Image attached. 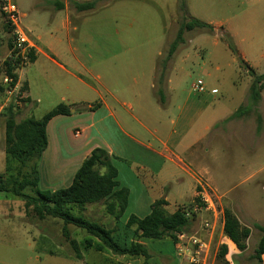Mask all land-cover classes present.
Listing matches in <instances>:
<instances>
[{"label":"rangeland","instance_id":"obj_1","mask_svg":"<svg viewBox=\"0 0 264 264\" xmlns=\"http://www.w3.org/2000/svg\"><path fill=\"white\" fill-rule=\"evenodd\" d=\"M14 1L19 11L27 15L22 21L26 30L35 35H42L47 43L60 45L66 53L71 44L73 49L71 54L74 53V59L78 60L85 70L90 71L84 73L81 67L79 69L81 76L85 75L89 82L92 77L106 82L112 73L114 63L133 61L141 52L144 53V59L148 60L152 52L146 50H159L164 54L163 58L168 53L169 45L176 39L183 16L178 9V0H105L99 2L96 9L87 12L73 10L75 7L68 0L72 10L67 28L65 25L67 12L64 9H54L57 8L55 2L58 0ZM185 2L187 8L185 16L188 19H197L222 27L215 29L214 34L201 30L185 33L184 44L175 54L169 71L170 74L172 67L176 66L174 77L177 80L182 79L179 89L181 98H178V104H183L186 98L201 103L200 101L206 97L205 101L214 105L216 109L222 101L230 100L231 95L237 92H242L243 96H246L243 109H246L247 113L242 118L224 122V118L233 113V108L236 106L238 108V105L228 103L219 107L226 116L210 131L202 157L206 159L203 166L209 172L207 178L218 190L210 191L220 198L216 200L217 207L222 211L224 208H230L243 222L247 220V224L252 228L249 251L237 259L230 257V263L264 264L252 258L261 233L253 227L252 220L244 219L243 214L246 206L248 210L252 209L264 216V83L261 91L263 98L257 103L253 102L249 97V87L253 77L241 69L237 57L229 50L225 41V34H228L246 63L257 64L258 74L264 73V0H185ZM6 26L0 16V107L2 108L0 130L3 132L9 107H13L17 122L27 119L28 116L25 97L21 106H16L14 104L17 100L16 93L9 96L6 93L5 62L11 59L8 44L13 39L12 33ZM145 54L148 55L147 58ZM74 59H71L72 65ZM51 72L56 74L57 70L51 67ZM60 75L66 77L64 74ZM199 79L205 83L206 93L203 95L191 91V85ZM209 92L213 95L208 96ZM57 100L50 99L43 102L37 111L30 113V117L41 118V112ZM78 104L80 103L73 108H78ZM211 108L212 112L214 107L210 106ZM4 138L3 135L2 140L5 143ZM2 149L3 147L0 146V156ZM32 162L22 165L20 162L9 161L4 170L0 169V174H5L7 180L11 182L14 179L24 181L30 173ZM191 166L193 169V165ZM198 180L205 181L201 176H198ZM183 186L181 194L184 204L173 209L184 208L191 215L186 232L207 240L212 238L213 252H216L217 247L219 249L226 240L224 233H221L222 218L220 216L216 220L213 231L203 229V220L214 221V219L208 213L193 212L194 207H204L198 198L201 188L199 185L196 186L197 195L192 198L194 183L185 177ZM23 192L36 195L32 187L26 188ZM168 192L170 190H166L167 194ZM170 194L174 203L173 190ZM23 207L24 202L15 196L12 190L0 193V262L81 264L63 236L64 224L61 220L54 218L39 220L32 213L27 215ZM87 207H105V203ZM99 208L86 211L83 217L91 222L99 220L97 223L102 224L104 221L101 222L103 219L101 212L96 210ZM75 214L79 215L77 211ZM124 218L119 220L120 225L124 223ZM106 224L109 227L114 226L113 222L106 221ZM69 231L71 238L72 236L90 237L74 226H69ZM116 241L124 244L121 240L116 239ZM124 241L129 243L130 238L127 237ZM146 242L151 249L149 259L146 260L143 256H126L124 259L119 256L124 261L116 263L119 258L115 256L104 260L102 264H162L161 260L159 263V259L154 261L153 256L156 254L158 257L169 254L173 260L172 264H179L177 254L176 256L173 254L170 238L162 241L146 239ZM213 264H221L218 263L216 256Z\"/></svg>","mask_w":264,"mask_h":264},{"label":"crops","instance_id":"obj_2","mask_svg":"<svg viewBox=\"0 0 264 264\" xmlns=\"http://www.w3.org/2000/svg\"><path fill=\"white\" fill-rule=\"evenodd\" d=\"M58 1L64 4L63 9L67 12L65 25L68 28L72 10L69 4H73L74 1L89 2L92 0H69L70 3L68 0ZM26 16L22 13L23 18ZM214 27L217 29L222 26ZM26 31L31 39L36 59L35 62L28 63L25 67L17 70L16 74L21 90L24 85L26 86V91L23 93L25 99H28V102H25L27 118L40 120L60 104L70 109L69 115L56 116L47 125L48 147L38 163L39 189L53 193L70 187L76 173L92 152L95 149L105 150L118 172L119 187L117 190L125 188L129 192L127 208L119 219L125 217L124 223L120 225V221L112 217L106 207H86L81 215L92 208H99L96 210L101 212L103 217L101 222L104 221L100 225L112 229L116 239L125 243L124 240L128 237L130 242L141 243L151 252L146 239L136 237L135 228L126 227L129 217L145 218L150 214L151 206L163 197L168 202L166 210L169 214H173L176 211L173 207L184 204L181 190L184 188L185 177L194 183L192 198L197 195L198 176L205 179L210 189L218 191L207 178L209 172L203 166L206 163V159L202 157L203 149L209 140L210 131L226 116L219 110V107L228 103H236L238 108L236 106L232 110L236 112L243 106L246 96H243L242 92H237L235 95H231L230 100L222 101L216 109L214 105L205 101L206 97L200 101L201 103L186 98L183 104H178V98H181L179 89L182 79L177 80L174 77L176 66H173L165 85L161 88L164 102L160 101L157 95L160 86L156 84V73L158 58L161 59L164 54L153 49L146 50L152 52L149 57L145 54L148 60L144 59V53L141 52L133 61L125 60L114 63L111 69L112 73L106 82L95 77H92L89 82L85 75L81 76L79 69L81 67L84 73L90 71L89 69L85 70V67L80 66L81 63L74 59V53L71 54L73 50L71 44H69L67 52L71 55H66L65 49L62 50L60 45L47 43L42 35ZM71 59L75 60L74 65L71 64ZM248 64L254 69L256 75H262L258 74L257 64L250 62ZM51 67L57 70L58 76L51 72ZM60 74H64L66 77L63 78ZM194 84L191 85V91L196 94L192 89ZM204 93H206V87ZM211 94L213 95L209 92L207 95ZM50 99L58 100L41 112V118L30 117L32 111H37L43 102ZM77 103H80L78 108H73ZM210 106L214 107L212 112ZM209 111L211 116H209ZM3 135L4 132L0 130V146L3 147L0 156L1 170H4L7 162ZM191 165H193V169ZM166 190H170V192L167 194ZM172 190L174 203L172 197L170 198ZM78 214L80 215V213ZM243 214L244 219L248 218V221L252 220L254 224L258 223L264 226L263 215L252 209L248 210L246 206H244ZM237 217L243 226L250 228L247 220L243 222L239 216ZM106 221L113 222L114 226H107ZM223 226L224 218L222 217V234ZM117 228L118 231H116ZM250 238L248 249L245 252H240L229 239L224 238L226 240L223 244L228 248L226 259L229 263L231 262L230 257L237 259L249 251ZM72 239L78 243L81 258L77 260L81 264H102L104 260L112 259L115 256L119 258L108 249L98 251L97 247L100 245V241L96 238L86 236L74 238L72 236ZM88 239L91 240V245L86 244ZM170 240L175 255V243L172 239ZM219 250L220 248L217 247V255ZM157 255L153 256L154 261L159 259V263L161 260L162 264H172L173 260L169 254L161 257ZM120 257L125 259L126 256ZM124 259L119 258L116 263H121ZM178 262L185 264L180 258ZM0 264L4 263L0 262Z\"/></svg>","mask_w":264,"mask_h":264},{"label":"trees","instance_id":"obj_3","mask_svg":"<svg viewBox=\"0 0 264 264\" xmlns=\"http://www.w3.org/2000/svg\"><path fill=\"white\" fill-rule=\"evenodd\" d=\"M101 1L105 0L74 1L73 5L78 12H87L96 9ZM55 5L59 10L64 7V4L60 1H56ZM178 9L183 16L176 39L169 45L167 55L158 61L156 84L158 83L160 86L157 91L160 101H163L161 88L167 81L171 63L177 50L184 44L185 33L193 30L206 31L209 34L215 33L214 26L197 19H188L185 16L187 14L185 0H178ZM6 27L11 32V28L8 25ZM225 41L229 50L237 57L241 69H244L253 77L249 87V97L253 102H259L262 99L261 91L263 89L264 74L256 75L254 69L246 63L228 34H225ZM12 42L13 39L8 44L10 51L13 49ZM13 53L16 54L17 52ZM28 59L29 63L35 62L34 50L29 52ZM21 67L20 59L17 61L9 59L5 62V74L13 79L12 86H15L18 82L16 71ZM22 91H26L25 85ZM24 102H28V99ZM246 113L247 110L241 106L236 112L227 117L224 122L242 118ZM69 114L70 109L60 104L45 114L40 120L27 118L17 122L13 107H9L4 125L6 164L9 161H13L24 165L29 161H33V165L26 179L21 182L17 179L11 182L7 180L5 174H0V193L12 190L13 194L24 202L27 215L32 213L39 220H45L46 218L61 220L64 224L63 236L70 244L77 259H80L81 255L78 243L71 238L69 226H74L88 236L98 239L100 241V245L97 247L98 251L108 249L117 256H143L146 260L149 259L150 253L145 245L138 242L120 244L116 241L112 229L88 221L81 215L88 205L104 202L107 212L116 220H119L127 208L129 192L125 188L117 190L119 187L117 181L118 172L105 150L95 149L92 152L76 173L70 187L53 193L39 189L38 163L41 155L48 147L47 125L54 117ZM10 186H12L11 189ZM28 187H32L36 195L25 194L23 191ZM167 206L168 202L165 197L160 198L151 206L149 215L143 219L130 216L126 227L129 229L135 228V236L142 239L163 240L170 238L174 241L175 234L186 231L191 219L186 216L187 212L184 208H178L173 214H169L166 210ZM75 211L80 213V215H76ZM223 218L224 236L240 252H245L248 249V240L252 234L251 228L243 226L230 208L223 209ZM253 227L260 231L261 238L252 258L259 262H264V226L255 223ZM86 244L91 245V240L88 239ZM227 255V246H221L217 255L218 263L230 264L226 259Z\"/></svg>","mask_w":264,"mask_h":264},{"label":"built area","instance_id":"obj_4","mask_svg":"<svg viewBox=\"0 0 264 264\" xmlns=\"http://www.w3.org/2000/svg\"><path fill=\"white\" fill-rule=\"evenodd\" d=\"M0 16L11 28V33L13 35V49L10 51V58L15 61L20 59L21 66L24 67L29 63L28 54L33 50V45L22 24V13L19 11L14 0H0ZM13 52L17 53L14 54ZM12 83L13 79L11 77H4L7 96L15 92L17 100L14 104L16 106H21L22 100L24 99V93L19 88L18 82L15 86H12ZM192 89L196 94L204 93L205 87L203 81L197 80L192 86ZM1 110L2 108L0 107V111ZM198 185L199 188H201L198 192V198L204 207H194L193 212L195 214L208 213L212 215L214 221L206 219L203 220L202 225L203 229L213 231L216 220L220 216L221 218L223 217V211L216 205V200L219 198L214 193L210 192L211 189L204 180H198ZM186 216L190 218L191 215L187 212ZM174 243L178 258H180L185 264H213L215 261L216 252H213L212 238L207 240L200 236L182 231L175 234Z\"/></svg>","mask_w":264,"mask_h":264}]
</instances>
